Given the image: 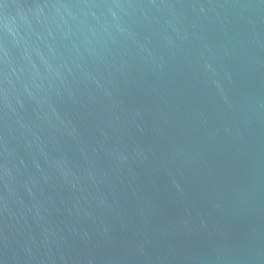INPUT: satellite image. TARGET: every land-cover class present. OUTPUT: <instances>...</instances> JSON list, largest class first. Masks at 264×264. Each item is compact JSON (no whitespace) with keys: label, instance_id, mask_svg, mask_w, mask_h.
<instances>
[{"label":"water","instance_id":"1","mask_svg":"<svg viewBox=\"0 0 264 264\" xmlns=\"http://www.w3.org/2000/svg\"><path fill=\"white\" fill-rule=\"evenodd\" d=\"M0 264H264V0H0Z\"/></svg>","mask_w":264,"mask_h":264}]
</instances>
